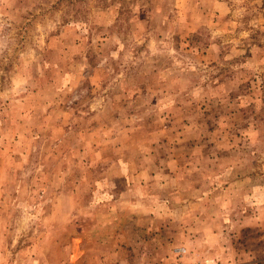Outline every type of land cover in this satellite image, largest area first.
I'll return each instance as SVG.
<instances>
[{"label":"rangeland","instance_id":"obj_1","mask_svg":"<svg viewBox=\"0 0 264 264\" xmlns=\"http://www.w3.org/2000/svg\"><path fill=\"white\" fill-rule=\"evenodd\" d=\"M0 264H264V0H0Z\"/></svg>","mask_w":264,"mask_h":264}]
</instances>
